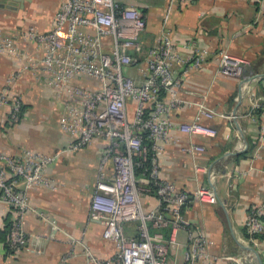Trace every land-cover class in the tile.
<instances>
[{"label":"crops","instance_id":"crops-1","mask_svg":"<svg viewBox=\"0 0 264 264\" xmlns=\"http://www.w3.org/2000/svg\"><path fill=\"white\" fill-rule=\"evenodd\" d=\"M125 1L137 6L145 16L139 46L130 50L133 65L125 70L140 82L137 67L144 64L148 48L160 35L169 0ZM61 3L62 0H0V34L15 36L29 27L40 32L51 30ZM260 6L258 0L174 1L166 24L174 48L182 57L191 50L202 55L197 68L173 65L174 76L180 83L179 101L171 111L172 121L176 125L191 121L199 104L229 116L206 121L216 130L214 137L173 129L174 139L167 143L158 159L161 179L172 182L178 191L190 196L182 209L184 216L210 241L208 250L215 259L199 260L197 264H236L235 258L239 264L252 263L246 257L248 251L239 243L247 246L246 214L264 200V15ZM105 41L109 42V38ZM19 48L24 58L27 56L25 60L0 56V99L6 89L7 102L14 98L21 102L17 121L9 120V104H0V151L9 156H16L24 149L57 154L55 162L43 172L54 188L36 186L27 191L31 205L52 220L56 230L55 238L48 239L49 224L29 211L23 219L26 242L18 249H10L9 231L16 213L0 200V264H94L86 251L105 264L114 258V244L103 237V224L89 220L88 214L100 159L108 141L95 137L90 144L71 148L75 137L59 125L68 100L65 95L56 94L52 77L38 62L41 49L24 42L19 43ZM222 50L245 61L243 82L218 72L217 54ZM27 58L37 64L17 74ZM13 75L14 79L7 84ZM72 83L92 90L99 87L96 80L86 76H77ZM159 97L169 99L163 89ZM255 103L262 106L253 114ZM134 108L135 102L129 100V120L133 118ZM143 142L146 144L147 140ZM191 144L202 146L204 151L190 154L183 150ZM104 167L111 174L112 161L107 160ZM136 176L143 207H155L157 195L145 170ZM21 186L19 183L18 187ZM200 188L211 190L215 201L195 196ZM123 228L127 236L139 237L135 221L125 222ZM148 229L151 236L162 241L170 234L167 226L148 224ZM175 239V246L168 248V262L183 264L188 245L186 232L178 230ZM255 250L264 264V244Z\"/></svg>","mask_w":264,"mask_h":264},{"label":"built area","instance_id":"built-area-1","mask_svg":"<svg viewBox=\"0 0 264 264\" xmlns=\"http://www.w3.org/2000/svg\"><path fill=\"white\" fill-rule=\"evenodd\" d=\"M174 1L182 3L186 0H169L160 35L148 48L144 64L137 67L140 82L125 70L133 65L130 50L139 46L145 16L137 6L125 0H62L51 30L40 32L29 27L15 36L0 34V56L23 59L25 54L19 48L21 42L34 43L41 49L42 57L38 62L52 77L56 94H63L68 100L60 115L59 125L61 130L75 137L72 149L90 144L95 137L108 141L100 159L88 214L89 220L103 224V237L114 244V258L105 261V264H170L168 248L175 246L178 230H184L188 238L183 264L215 259L209 253L210 241L205 233L182 212L190 196L178 191L172 182L162 180L158 169L160 155L167 143L174 139L171 135L173 129L191 135L214 137L216 130L206 121L217 116L229 117L226 113H217L199 104L191 121L176 125L171 119V111L179 101L177 89L180 83V79L174 76L173 65L179 63L197 68L202 59L196 50L182 57L174 48L166 28ZM258 2L264 15V0ZM106 38H109V42L105 41ZM217 57L220 74L239 78L241 82L246 79L245 61L242 58L225 50L218 52ZM36 64L27 58L16 73ZM77 76L92 78L99 83V87L92 90L74 85L72 80ZM14 77L11 76L7 84ZM162 89L169 95L168 101L159 97ZM6 94L5 89L0 104L8 103L9 120L17 121L21 102L19 98L7 102ZM129 100L135 102L131 120L127 117ZM260 106L253 104L251 113L254 114ZM144 140H147L146 144ZM183 150L194 154L203 152L204 148L191 144ZM148 155L149 164L145 172L148 182L155 189L158 204L145 209L135 167L141 166ZM135 156L143 160L135 161ZM56 158L57 154L31 149H24L16 156L0 151V200L16 213L9 231L10 249H18L26 242L23 219L29 211L49 224L47 238H55L56 226L31 205L27 191L36 186L54 188L53 182L43 172ZM109 159L113 163V171L108 175L104 166ZM19 183L21 187H18ZM195 196L215 201L209 189L200 188ZM263 215L264 200L253 206L244 218L245 243L257 250L264 244L261 238L264 235ZM129 221L137 223L139 237L125 234L123 225ZM148 224L169 227L168 239L162 241L157 236H151ZM86 254L92 263H102L88 251ZM249 259L253 263L254 260ZM234 261L239 264L238 259Z\"/></svg>","mask_w":264,"mask_h":264},{"label":"trees","instance_id":"trees-1","mask_svg":"<svg viewBox=\"0 0 264 264\" xmlns=\"http://www.w3.org/2000/svg\"><path fill=\"white\" fill-rule=\"evenodd\" d=\"M149 156H150V155L147 156V159H148V160L143 161L141 166H139V167H137V168L135 167V172H136V174L144 173V170L146 169V167H147L148 164H149ZM134 159H135V161H139V157H137V156H135ZM262 219H264V215H263ZM245 237H247L246 233H245ZM261 238L263 239V238H264V235L261 236Z\"/></svg>","mask_w":264,"mask_h":264},{"label":"water","instance_id":"water-1","mask_svg":"<svg viewBox=\"0 0 264 264\" xmlns=\"http://www.w3.org/2000/svg\"><path fill=\"white\" fill-rule=\"evenodd\" d=\"M239 246H241V248H243L244 250L252 252L255 256V260H256L257 264H263L258 252L254 248H252L250 246L242 245L240 243H239Z\"/></svg>","mask_w":264,"mask_h":264},{"label":"rangeland","instance_id":"rangeland-1","mask_svg":"<svg viewBox=\"0 0 264 264\" xmlns=\"http://www.w3.org/2000/svg\"><path fill=\"white\" fill-rule=\"evenodd\" d=\"M247 254H248L249 258L254 260L253 263H250V264H257L254 254L252 252H250V251H248Z\"/></svg>","mask_w":264,"mask_h":264}]
</instances>
